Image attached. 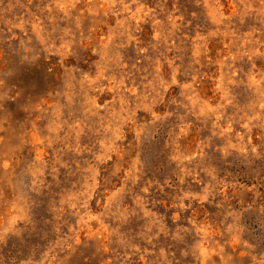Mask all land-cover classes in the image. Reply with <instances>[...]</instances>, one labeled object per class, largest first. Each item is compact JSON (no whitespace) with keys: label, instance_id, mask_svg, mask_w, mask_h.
I'll use <instances>...</instances> for the list:
<instances>
[{"label":"rangeland","instance_id":"obj_1","mask_svg":"<svg viewBox=\"0 0 264 264\" xmlns=\"http://www.w3.org/2000/svg\"><path fill=\"white\" fill-rule=\"evenodd\" d=\"M0 264H264V0H0Z\"/></svg>","mask_w":264,"mask_h":264}]
</instances>
